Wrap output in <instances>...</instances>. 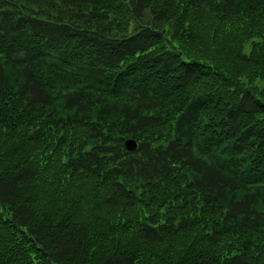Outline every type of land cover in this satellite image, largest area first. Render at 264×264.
<instances>
[{
  "label": "trees",
  "instance_id": "1",
  "mask_svg": "<svg viewBox=\"0 0 264 264\" xmlns=\"http://www.w3.org/2000/svg\"><path fill=\"white\" fill-rule=\"evenodd\" d=\"M263 87L264 0H0V264H264Z\"/></svg>",
  "mask_w": 264,
  "mask_h": 264
},
{
  "label": "water",
  "instance_id": "2",
  "mask_svg": "<svg viewBox=\"0 0 264 264\" xmlns=\"http://www.w3.org/2000/svg\"><path fill=\"white\" fill-rule=\"evenodd\" d=\"M126 147L130 151H134L138 148V142L135 139H128L126 141Z\"/></svg>",
  "mask_w": 264,
  "mask_h": 264
},
{
  "label": "rangeland",
  "instance_id": "3",
  "mask_svg": "<svg viewBox=\"0 0 264 264\" xmlns=\"http://www.w3.org/2000/svg\"><path fill=\"white\" fill-rule=\"evenodd\" d=\"M263 89H264V87H263Z\"/></svg>",
  "mask_w": 264,
  "mask_h": 264
}]
</instances>
